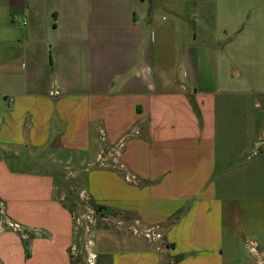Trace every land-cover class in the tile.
Segmentation results:
<instances>
[{"label":"crops","instance_id":"0c3cea01","mask_svg":"<svg viewBox=\"0 0 264 264\" xmlns=\"http://www.w3.org/2000/svg\"><path fill=\"white\" fill-rule=\"evenodd\" d=\"M214 5L204 41L162 45L153 0H0V264H72L77 175L78 196L118 212L107 217L162 232L96 239L94 264H233L246 241L264 257V151L233 173L240 147L217 122L226 104L245 108L246 151L264 130V0Z\"/></svg>","mask_w":264,"mask_h":264},{"label":"rangeland","instance_id":"374dc122","mask_svg":"<svg viewBox=\"0 0 264 264\" xmlns=\"http://www.w3.org/2000/svg\"><path fill=\"white\" fill-rule=\"evenodd\" d=\"M217 1L218 0H200L196 2H192V0H153V6L151 7L153 22L152 29H150L152 31V38L156 42L161 39L163 42L162 45H165L166 43L172 42L171 38L178 37L180 39L182 36L187 40L188 36L193 37V34H195L197 39L200 38L204 41V36H207L210 33L209 30H213L209 18L214 17L216 11L219 9L218 6L214 5ZM13 15L15 18L12 23H14L18 30L22 28L25 29L29 26L27 22L26 24H23V19H27L23 12H15ZM159 32H164L162 35H167L159 39V37H161L158 35ZM186 34L188 35L187 37L185 36ZM154 50L157 49L154 48ZM160 62L166 63L167 68H169L167 72L170 73V68L173 66L178 69L176 72L182 75L181 70H179L176 65V55L162 54ZM226 94H228L226 98L230 97L231 100L239 98L235 96H241L236 93ZM218 96L219 99H223L220 98L223 97V95L220 96V94H218ZM257 102L261 105L260 108L255 109L257 114L256 125L258 129H260L264 128V95H261V97L257 99ZM246 111L247 110L240 107L238 103L231 102L226 104V115L224 114V110H220L217 118L219 126L225 127L226 130L230 132V134L226 136L228 143H236L241 148V150L238 148L237 151H233L234 157L231 164V170L233 173L240 172L241 164L245 161L247 156H251L256 152L264 151V130L259 134L258 138H255L256 140H254L255 144L253 145L252 150L246 151L243 148V145H248L249 142H253V136L244 135L245 133H243L245 129H250L251 127L249 120L243 115ZM122 139L124 140V145L125 138L123 137ZM234 149H236V146ZM32 167L33 166H29L28 169L31 170ZM20 168H22V166H20ZM76 170L78 169H62L64 173H69L68 178L75 177ZM77 179L78 184L75 188H72L73 185L69 184V189L75 196L72 198V203L74 204L73 213L76 222V233L74 234V240H72L70 255L72 256V259L74 258L76 264H94V260L96 259V239L101 238L100 241L102 242V240H105L103 238L123 235L125 233H133L124 225V222L120 220L111 219L107 216L100 220L99 216L94 214L89 203H87L88 198H86L85 195L78 196L80 190H82L83 181L81 180L82 178L80 175H77ZM82 203H84V205H82ZM2 204L3 202L0 200V208L3 207ZM100 246L103 247L102 245ZM251 246L253 249H251ZM230 249L232 250L231 255L237 257V260H234L233 264H264V257L259 254L256 245L252 242L248 243V241H246V247L236 245Z\"/></svg>","mask_w":264,"mask_h":264},{"label":"built area","instance_id":"2783aa9c","mask_svg":"<svg viewBox=\"0 0 264 264\" xmlns=\"http://www.w3.org/2000/svg\"><path fill=\"white\" fill-rule=\"evenodd\" d=\"M53 93H57V92L54 91ZM123 141H124L123 139H120L116 144L115 148L113 149L114 151L113 154H115V156L119 155V148L123 147ZM101 158L102 157H100L99 159L101 160ZM129 180L134 181L133 176H129ZM9 225L14 229L18 227L17 224L11 222L9 223ZM129 229L133 234H140L150 241L158 240L162 236V232L158 226L141 225L138 220H133V223L129 226ZM251 249H253L252 246Z\"/></svg>","mask_w":264,"mask_h":264},{"label":"trees","instance_id":"16d2710c","mask_svg":"<svg viewBox=\"0 0 264 264\" xmlns=\"http://www.w3.org/2000/svg\"><path fill=\"white\" fill-rule=\"evenodd\" d=\"M68 198H70V200L69 199H66V201L64 202V204L71 211L74 208L73 207L74 204L72 203V197H71L70 194H68ZM87 203H89V206L93 210L94 214H96L99 217H101V216H111V217H113V216H115V215L118 214L117 211H114L111 208H108V207L103 206V205H100V204H96L90 197L88 198ZM82 205H84V203H82ZM130 218L131 217H129V219ZM71 258H72V256H71ZM71 261H72V264H76V261H74V258Z\"/></svg>","mask_w":264,"mask_h":264}]
</instances>
